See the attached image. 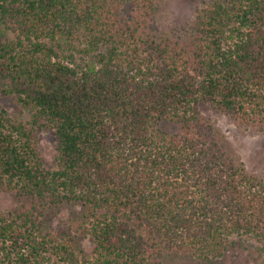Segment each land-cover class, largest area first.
I'll use <instances>...</instances> for the list:
<instances>
[{
	"label": "trees",
	"instance_id": "16d2710c",
	"mask_svg": "<svg viewBox=\"0 0 264 264\" xmlns=\"http://www.w3.org/2000/svg\"><path fill=\"white\" fill-rule=\"evenodd\" d=\"M156 1L0 0V97L31 112L0 107V264H206L242 237L264 260V180L201 113L264 133V0L203 2L182 34Z\"/></svg>",
	"mask_w": 264,
	"mask_h": 264
},
{
	"label": "rangeland",
	"instance_id": "374dc122",
	"mask_svg": "<svg viewBox=\"0 0 264 264\" xmlns=\"http://www.w3.org/2000/svg\"><path fill=\"white\" fill-rule=\"evenodd\" d=\"M210 0H157L154 13V23L157 30L163 32H175L182 34L188 30L195 15L196 8L203 2ZM15 34L0 25V40L13 39ZM74 59L89 61L79 53L68 51ZM0 107L6 112L8 118L14 123H28L31 120V112L22 109L11 96L0 97ZM201 113L210 119L216 129L224 138L227 152L240 161L246 172L264 180V133L250 132L236 126L232 119L216 115L206 106H201ZM37 150L43 164L48 169H55L54 157L56 155V143L50 130L37 132ZM14 199L11 195L0 192V211L13 209ZM69 211L60 210L53 217V224L57 220L66 218ZM88 242L83 241V249L86 250ZM159 264H205L191 259L167 255ZM206 264H264L259 245L249 238H238L236 245L227 253L212 263Z\"/></svg>",
	"mask_w": 264,
	"mask_h": 264
}]
</instances>
